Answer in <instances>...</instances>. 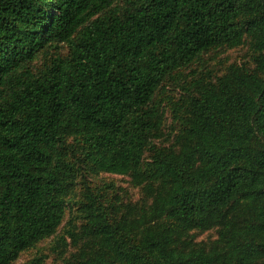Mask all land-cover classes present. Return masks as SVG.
Wrapping results in <instances>:
<instances>
[{"label":"trees","instance_id":"trees-1","mask_svg":"<svg viewBox=\"0 0 264 264\" xmlns=\"http://www.w3.org/2000/svg\"><path fill=\"white\" fill-rule=\"evenodd\" d=\"M25 253L264 264V0H0V264Z\"/></svg>","mask_w":264,"mask_h":264},{"label":"rangeland","instance_id":"rangeland-1","mask_svg":"<svg viewBox=\"0 0 264 264\" xmlns=\"http://www.w3.org/2000/svg\"><path fill=\"white\" fill-rule=\"evenodd\" d=\"M226 56L228 58H230L231 60H234V59H237L238 56H239V53L238 52H229L226 54ZM104 178H108L107 176H103ZM113 179H115L117 182H119L123 187L127 188L129 190V192L134 195V197H136V193L137 191L132 189L130 185L126 184V182L122 181L121 178H118V177H113ZM202 238H205L204 236ZM52 246V242L51 241H48V242H45L43 244H41L39 247H38V250L41 251L42 253L48 255L50 257V261H53L55 262V257L54 255L49 251V248ZM30 255H32V253H25L21 256V258L19 259V261L16 263V264H23L26 259H28V257H30Z\"/></svg>","mask_w":264,"mask_h":264}]
</instances>
